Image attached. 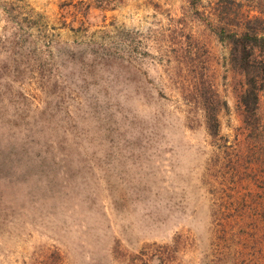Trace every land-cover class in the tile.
<instances>
[{
	"label": "rangeland",
	"instance_id": "1",
	"mask_svg": "<svg viewBox=\"0 0 264 264\" xmlns=\"http://www.w3.org/2000/svg\"><path fill=\"white\" fill-rule=\"evenodd\" d=\"M253 17L0 0V264H264V72L245 111L227 37Z\"/></svg>",
	"mask_w": 264,
	"mask_h": 264
},
{
	"label": "trees",
	"instance_id": "2",
	"mask_svg": "<svg viewBox=\"0 0 264 264\" xmlns=\"http://www.w3.org/2000/svg\"><path fill=\"white\" fill-rule=\"evenodd\" d=\"M257 18H248L240 29L227 32L231 64L240 70L244 77L239 101L248 112L256 106L258 92L263 84L264 60L259 58L258 52L264 48V33L254 25ZM205 120L209 132L215 133L219 126L216 105L206 106Z\"/></svg>",
	"mask_w": 264,
	"mask_h": 264
}]
</instances>
